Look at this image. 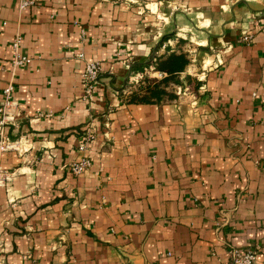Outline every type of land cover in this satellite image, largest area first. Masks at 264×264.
Returning <instances> with one entry per match:
<instances>
[{"label":"crops","instance_id":"crops-1","mask_svg":"<svg viewBox=\"0 0 264 264\" xmlns=\"http://www.w3.org/2000/svg\"><path fill=\"white\" fill-rule=\"evenodd\" d=\"M30 1L0 0V264H229L233 247L264 264V0ZM171 53L190 60L176 97L132 102Z\"/></svg>","mask_w":264,"mask_h":264},{"label":"built area","instance_id":"built-area-1","mask_svg":"<svg viewBox=\"0 0 264 264\" xmlns=\"http://www.w3.org/2000/svg\"><path fill=\"white\" fill-rule=\"evenodd\" d=\"M106 2H123L124 4H137L140 5L144 0H104ZM34 5L33 1L21 0L20 9L25 10L26 8ZM262 26L264 29V13L261 16ZM250 40L249 37L245 38V41ZM21 44V38H17L13 44L14 55L12 59L13 68L25 66L31 62V60L22 55L19 52ZM83 57V55H80ZM102 67L100 62L89 61L86 63L85 71L82 75L84 83V94L85 99L90 100L93 97L96 85L98 84ZM14 86L8 85L2 94V104L0 105V151L5 149L14 148V143L10 141L6 130L9 126L14 124L15 117L9 114L8 110L14 107V101L12 95L14 93ZM96 136L91 127H87L81 136L78 144L79 151H87L90 144L95 140ZM91 166V159L88 156H83L78 160L72 161L67 165V168L75 175H80ZM230 263L229 264H261L258 261V249L254 247H233L229 251Z\"/></svg>","mask_w":264,"mask_h":264},{"label":"trees","instance_id":"trees-1","mask_svg":"<svg viewBox=\"0 0 264 264\" xmlns=\"http://www.w3.org/2000/svg\"><path fill=\"white\" fill-rule=\"evenodd\" d=\"M190 60L185 53H171L168 56L161 57L156 62V71L166 76L155 84L146 80L145 85L141 86L140 91L143 95L133 94L132 102L143 104L152 103L153 99L162 101L165 97L175 98L173 94L167 92L170 85H182L181 74L185 72Z\"/></svg>","mask_w":264,"mask_h":264},{"label":"rangeland","instance_id":"rangeland-1","mask_svg":"<svg viewBox=\"0 0 264 264\" xmlns=\"http://www.w3.org/2000/svg\"><path fill=\"white\" fill-rule=\"evenodd\" d=\"M186 80L188 81V79H186ZM188 82L190 84V85H188V88H189V91L191 92L195 88V86H194L195 82L192 80L191 81L189 80Z\"/></svg>","mask_w":264,"mask_h":264},{"label":"water","instance_id":"water-1","mask_svg":"<svg viewBox=\"0 0 264 264\" xmlns=\"http://www.w3.org/2000/svg\"><path fill=\"white\" fill-rule=\"evenodd\" d=\"M258 11L261 12V13H264V6Z\"/></svg>","mask_w":264,"mask_h":264}]
</instances>
